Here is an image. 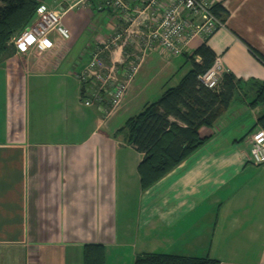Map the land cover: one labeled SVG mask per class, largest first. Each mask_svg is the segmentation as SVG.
Segmentation results:
<instances>
[{"label": "crops", "instance_id": "crops-1", "mask_svg": "<svg viewBox=\"0 0 264 264\" xmlns=\"http://www.w3.org/2000/svg\"><path fill=\"white\" fill-rule=\"evenodd\" d=\"M38 1L63 6L70 37L53 33L51 49L0 63V264H83L86 244L104 247V264H134L146 252L264 264V163L250 160L264 112L250 106L264 81L256 54L264 56V0H210L227 17L207 44L240 83L214 124L199 129L205 143L147 189L144 154L121 129L179 83L205 38H191L181 55L143 50L138 37L113 46L119 78L131 62L138 70L116 108L107 93L86 105L92 85L79 74L123 31L125 13L105 0ZM125 1L155 19L148 0Z\"/></svg>", "mask_w": 264, "mask_h": 264}, {"label": "trees", "instance_id": "trees-1", "mask_svg": "<svg viewBox=\"0 0 264 264\" xmlns=\"http://www.w3.org/2000/svg\"><path fill=\"white\" fill-rule=\"evenodd\" d=\"M40 3L38 0H0V63L15 53L11 39L35 20ZM212 10L225 22L227 10L221 2L213 4ZM207 39L188 55L192 67L179 83L129 117L121 129L127 141L144 154L138 166L142 189L155 184L203 145L207 137H202L199 129L211 127L234 97L240 80L231 72L224 74L215 89L207 88L199 79L216 57ZM256 54L264 61V56ZM250 106L264 107V81L257 83ZM257 125L264 127V112L257 119ZM104 261L101 244L84 245L83 264H104ZM134 264H219V261L209 256L146 252L137 254Z\"/></svg>", "mask_w": 264, "mask_h": 264}, {"label": "built area", "instance_id": "built-area-1", "mask_svg": "<svg viewBox=\"0 0 264 264\" xmlns=\"http://www.w3.org/2000/svg\"><path fill=\"white\" fill-rule=\"evenodd\" d=\"M106 4L125 13L126 26L122 32L101 42L91 55L87 66L79 74V80L92 85L86 105L102 103L105 93L110 96V103L116 108L127 90L128 81L138 70V63L131 62L125 76L118 77V63L113 55V46H126L138 37L142 39L143 50L161 47L172 55L185 52L189 41L195 36L207 38L219 28L225 26L213 10L210 0H148L155 7L154 17L131 8L125 0H105ZM165 2V3H164ZM162 9L156 17V11ZM63 6L50 2H41L36 11L35 20L11 39L19 53H27L30 48L45 50L53 46L52 34L57 33L63 39L70 37L69 29L63 23ZM153 17V18H154ZM119 43V44H118ZM139 61L142 59L140 56ZM226 69L219 56L212 66L199 76L201 82L210 89L219 86ZM250 160L255 164L264 163V127L257 125L251 134Z\"/></svg>", "mask_w": 264, "mask_h": 264}, {"label": "rangeland", "instance_id": "rangeland-1", "mask_svg": "<svg viewBox=\"0 0 264 264\" xmlns=\"http://www.w3.org/2000/svg\"><path fill=\"white\" fill-rule=\"evenodd\" d=\"M52 47H53V46H52ZM52 47H51V48H52ZM51 48H49V49H51ZM49 49H45V50H42V51H46V50H49ZM38 51H40V50H38Z\"/></svg>", "mask_w": 264, "mask_h": 264}]
</instances>
